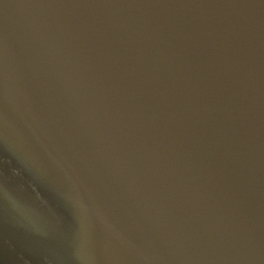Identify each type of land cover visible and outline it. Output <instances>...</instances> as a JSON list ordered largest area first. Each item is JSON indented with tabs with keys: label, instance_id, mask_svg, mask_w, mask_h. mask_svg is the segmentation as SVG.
<instances>
[{
	"label": "water",
	"instance_id": "1",
	"mask_svg": "<svg viewBox=\"0 0 264 264\" xmlns=\"http://www.w3.org/2000/svg\"><path fill=\"white\" fill-rule=\"evenodd\" d=\"M0 264H264V0H0Z\"/></svg>",
	"mask_w": 264,
	"mask_h": 264
}]
</instances>
